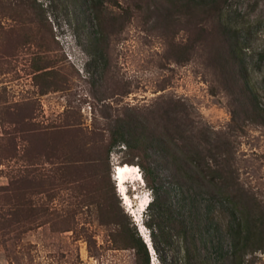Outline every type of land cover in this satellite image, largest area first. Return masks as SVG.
<instances>
[{
	"label": "rangeland",
	"instance_id": "374dc122",
	"mask_svg": "<svg viewBox=\"0 0 264 264\" xmlns=\"http://www.w3.org/2000/svg\"><path fill=\"white\" fill-rule=\"evenodd\" d=\"M166 109L229 142L264 217V0H0V264H148L130 233L154 264H264L232 256L230 203L173 177Z\"/></svg>",
	"mask_w": 264,
	"mask_h": 264
},
{
	"label": "trees",
	"instance_id": "16d2710c",
	"mask_svg": "<svg viewBox=\"0 0 264 264\" xmlns=\"http://www.w3.org/2000/svg\"><path fill=\"white\" fill-rule=\"evenodd\" d=\"M168 111L169 109L163 110L161 119L165 122L164 128L170 137V143H175L180 150L175 158L182 163L173 172V177L195 188L197 195L211 193L233 206V216L227 232L231 239L232 256L235 260L240 259L242 263V258L248 251L264 248V217L261 216L263 210L259 212L255 197L243 189L237 176L236 158L229 142L213 143L205 134H196L193 127L187 131L182 130L180 122L174 123L175 119ZM174 125L175 131L171 130ZM178 140L183 144L178 143ZM118 142L132 147V140L122 138L116 140L115 144ZM150 226L154 227L153 224ZM130 239L133 248L145 253L149 264L150 251L145 239L135 233H130Z\"/></svg>",
	"mask_w": 264,
	"mask_h": 264
},
{
	"label": "bare ground",
	"instance_id": "6f19581e",
	"mask_svg": "<svg viewBox=\"0 0 264 264\" xmlns=\"http://www.w3.org/2000/svg\"><path fill=\"white\" fill-rule=\"evenodd\" d=\"M138 170V166L135 164H130V163H122V164H117L115 169H114V177L115 180L117 182L118 185V181H119V185L122 187V190L126 189L127 187V183L129 182V178L131 177H135V181L136 180H143V176L139 177V174L141 171L137 172ZM136 175V176H135ZM118 185V187H119ZM128 192H127V201H129L128 199ZM147 203L145 202L143 205L145 206ZM152 248V242L150 241V239H148Z\"/></svg>",
	"mask_w": 264,
	"mask_h": 264
},
{
	"label": "clouds",
	"instance_id": "9594fccd",
	"mask_svg": "<svg viewBox=\"0 0 264 264\" xmlns=\"http://www.w3.org/2000/svg\"><path fill=\"white\" fill-rule=\"evenodd\" d=\"M141 176V175H140ZM130 182V181H129ZM128 182V183H129ZM141 183L143 184V180H141ZM118 185H119V181H118ZM118 190H119V192L121 193V195H122V192L123 191H125L126 192V195H127V192L129 191V189H128V185H127V187H126V189H124V190H122V188H121V186L119 185V187H118ZM123 198V197H122ZM125 199V198H124ZM126 202H128L127 201V198L124 200V203L126 204ZM147 204L145 205V206H143V208H142V210H141V212H140V214H143V212L146 210V208L150 205V201H147L146 202ZM126 205H128V204H126ZM135 220L137 221V223L140 225V228H142V223H143V219H142V215H140L138 218H136V216H135ZM142 233V232H141ZM142 236L144 237V239H145V241L147 242V241H149L148 239H150V238H148L147 236H146V234H144V233H142ZM150 237V236H149ZM147 244H148V246H149V251H150V256H151V264H154V255L156 254V252H155V249L154 248H152V246H151V244L149 243V242H147ZM154 247V246H153Z\"/></svg>",
	"mask_w": 264,
	"mask_h": 264
},
{
	"label": "built area",
	"instance_id": "2783aa9c",
	"mask_svg": "<svg viewBox=\"0 0 264 264\" xmlns=\"http://www.w3.org/2000/svg\"><path fill=\"white\" fill-rule=\"evenodd\" d=\"M140 171V170H137V172Z\"/></svg>",
	"mask_w": 264,
	"mask_h": 264
}]
</instances>
